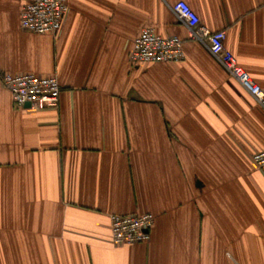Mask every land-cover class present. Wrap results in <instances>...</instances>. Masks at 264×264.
<instances>
[{
  "label": "crops",
  "instance_id": "1",
  "mask_svg": "<svg viewBox=\"0 0 264 264\" xmlns=\"http://www.w3.org/2000/svg\"><path fill=\"white\" fill-rule=\"evenodd\" d=\"M177 1L69 0L52 35L0 0V264H264V108ZM184 1L264 88V0ZM147 26L184 60L133 64ZM7 72L56 76L59 105L17 107ZM149 212V241L114 244L112 214Z\"/></svg>",
  "mask_w": 264,
  "mask_h": 264
},
{
  "label": "built area",
  "instance_id": "2",
  "mask_svg": "<svg viewBox=\"0 0 264 264\" xmlns=\"http://www.w3.org/2000/svg\"><path fill=\"white\" fill-rule=\"evenodd\" d=\"M69 0H22L21 27L39 34L56 35L63 26L70 10ZM174 12L186 20L190 36L205 43L227 71L234 76L247 92L264 108V88L237 62L226 45V30L211 31L200 24L198 14L184 0L173 4ZM184 40L177 35L164 36L153 27L141 30L134 40L130 53L133 64L180 62L185 58ZM3 85L11 92L17 107L45 110L59 105L61 86L56 76L35 73H4ZM256 166L264 172V149L253 154ZM156 216L153 213L112 214L110 226L115 245L145 243L151 238Z\"/></svg>",
  "mask_w": 264,
  "mask_h": 264
},
{
  "label": "water",
  "instance_id": "3",
  "mask_svg": "<svg viewBox=\"0 0 264 264\" xmlns=\"http://www.w3.org/2000/svg\"><path fill=\"white\" fill-rule=\"evenodd\" d=\"M29 106H30V104L28 103V104H27V107H29Z\"/></svg>",
  "mask_w": 264,
  "mask_h": 264
}]
</instances>
